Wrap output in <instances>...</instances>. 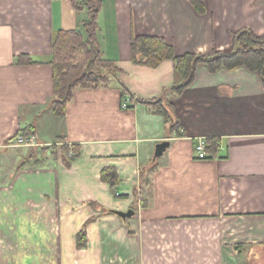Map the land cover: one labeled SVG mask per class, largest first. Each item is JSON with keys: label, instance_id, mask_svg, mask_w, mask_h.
<instances>
[{"label": "crops", "instance_id": "0c3cea01", "mask_svg": "<svg viewBox=\"0 0 264 264\" xmlns=\"http://www.w3.org/2000/svg\"><path fill=\"white\" fill-rule=\"evenodd\" d=\"M87 1L0 0V234L19 233L5 218H28L24 230L41 234L40 264H264L258 74L244 67L212 74L200 64L190 87L167 95L184 133L169 136L157 107L138 101L159 99L181 79L173 61L135 65L131 50L133 37L147 36L163 38L177 56L231 53L241 30L264 37V0H205V14L190 0H99L97 42L103 60L121 73L105 87L77 89L59 117L52 106L54 38L78 31L87 39ZM22 56L35 63L19 65ZM26 129L39 146L14 147ZM201 140L206 160L195 153ZM164 141L170 147L154 160ZM211 141L218 142L215 153ZM63 148L79 150L70 168ZM108 168L119 176L121 198L101 180ZM129 210L135 214L126 220L114 214ZM34 217L43 225L30 224ZM92 219L87 244L78 248ZM27 258L37 259L29 249Z\"/></svg>", "mask_w": 264, "mask_h": 264}, {"label": "trees", "instance_id": "16d2710c", "mask_svg": "<svg viewBox=\"0 0 264 264\" xmlns=\"http://www.w3.org/2000/svg\"><path fill=\"white\" fill-rule=\"evenodd\" d=\"M199 14L206 13L205 0H190ZM74 6L78 7L77 0ZM89 21L85 24L87 39L78 31H59L56 33L53 45L54 69V99L52 106L55 114L64 117L68 104L74 98L77 89H95L107 86L111 79L117 77L121 71L109 61H104L97 42V14L100 11L99 0H88ZM132 62L135 65L157 68L165 61H173L174 71L181 79L173 87L166 89L159 99L152 101H138L141 104L157 107V113L168 123L167 134L183 137L182 127L173 118L172 106L167 95L173 93L181 95L196 79V71L200 64L208 66L212 74L225 68L234 70L246 68L257 73L264 85V37H258L250 30H241L234 37L231 53L215 52L212 55L185 54L177 56L174 48L159 37H133L131 41ZM19 65H31L35 62L28 56L19 57ZM30 129L19 132L16 137H28ZM209 152L215 153L217 141H211ZM62 161L67 168L79 155L78 149L63 148ZM57 156V155H56ZM102 182L111 187L114 195L121 198L116 192L120 179L115 169L108 168L101 173ZM94 205V204H93ZM113 213V211H110ZM94 219L88 221L77 236L78 248L87 244V227Z\"/></svg>", "mask_w": 264, "mask_h": 264}, {"label": "rangeland", "instance_id": "374dc122", "mask_svg": "<svg viewBox=\"0 0 264 264\" xmlns=\"http://www.w3.org/2000/svg\"><path fill=\"white\" fill-rule=\"evenodd\" d=\"M35 219L37 220V218H35V217L30 218L29 223L32 225L35 224V226L43 225L42 222L39 223V220L37 222H35L34 221ZM24 220L28 221V218H18L17 215L13 216L11 218H5L4 219V222L6 225L11 226V222H12V224L15 226L14 227L15 230L18 227L17 229H18L19 233L13 234L12 233L13 231L12 232L8 231L6 234H0L1 235L0 236V249H2L1 256H3V264H6V263L15 264V262H16V264H27L28 262L31 264H33V263L34 264H40L42 262V260L38 258L39 255H41V253H42V250L39 249V245H41L40 244L41 234L32 233L31 231H29V233H27V230H24V227H26V226H24L25 225ZM10 237H13V238L10 239ZM12 240H14L17 248H15L12 245ZM27 249H29V252L33 253L37 257V259H35V260H32L30 258L26 259ZM245 252L246 251H242V255H241V251L239 252V255H241L243 260L246 259V253ZM17 257L19 259L14 260ZM0 264H2V262H0ZM241 264H258V263L254 262V260H253V261H251V263L250 262H247V263L242 262Z\"/></svg>", "mask_w": 264, "mask_h": 264}, {"label": "built area", "instance_id": "2783aa9c", "mask_svg": "<svg viewBox=\"0 0 264 264\" xmlns=\"http://www.w3.org/2000/svg\"><path fill=\"white\" fill-rule=\"evenodd\" d=\"M129 102H125L123 103L122 107L124 109H128L129 108ZM14 147L16 146H20V147H28V148H34L39 146L36 138L34 136H28V137H23L20 136L16 139V143L13 145ZM208 150V144L205 140H201L199 141V143L196 145L195 148V153L197 155V158L199 160H206L209 158V154L207 152Z\"/></svg>", "mask_w": 264, "mask_h": 264}, {"label": "water", "instance_id": "95a60500", "mask_svg": "<svg viewBox=\"0 0 264 264\" xmlns=\"http://www.w3.org/2000/svg\"><path fill=\"white\" fill-rule=\"evenodd\" d=\"M170 147L169 141H164L156 146V151L154 155V160L160 158ZM114 214H116L118 217L122 218L123 220H126L128 218H131L134 216L135 212L133 210H129L127 212H120L115 211Z\"/></svg>", "mask_w": 264, "mask_h": 264}]
</instances>
